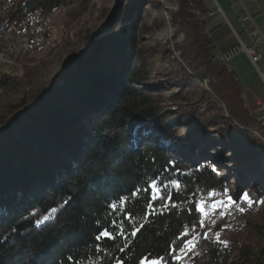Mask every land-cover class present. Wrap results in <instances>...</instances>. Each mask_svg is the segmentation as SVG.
I'll return each instance as SVG.
<instances>
[{
    "label": "trees",
    "instance_id": "obj_1",
    "mask_svg": "<svg viewBox=\"0 0 264 264\" xmlns=\"http://www.w3.org/2000/svg\"><path fill=\"white\" fill-rule=\"evenodd\" d=\"M90 1L21 0L11 23L23 27L32 17L46 22L64 7L65 25L75 35L72 28ZM136 1L120 0L114 13L118 0L113 8L104 4L103 26L89 48L69 56L53 78H38L40 63L23 64L21 73L15 68L0 72V264H140L145 257L177 264L170 248L179 249L200 231L202 253L191 264H264V209L256 202L244 215V227L223 239L219 226L202 229L205 212L195 210L213 190L228 195L216 196L215 204L227 203L229 196L236 203L255 188L230 182L219 166L225 158L209 157L202 141L223 142L224 148L230 138L222 132L234 121L264 138V113L248 105L237 73L218 60L219 39L208 26L204 0H179L174 12L177 29L185 33L183 54L198 78L187 75L186 85L178 84V74L166 66L167 78L175 80L170 89L176 106L168 110L160 87L150 80L151 55L144 56L147 51L130 23ZM202 78L209 79L210 90L226 107L213 104L218 111L208 118L200 109L208 100L205 92L212 91H204ZM216 123L224 127L211 135L198 127L209 130ZM259 144L251 138L242 145L238 139L230 151L242 157L245 149L256 156ZM153 181L163 197L155 202V213L146 214L151 190L144 189ZM259 195L264 192L258 189ZM121 197L126 203L113 211L109 205ZM105 228L115 238L96 241ZM134 229H139L136 236Z\"/></svg>",
    "mask_w": 264,
    "mask_h": 264
},
{
    "label": "rangeland",
    "instance_id": "obj_2",
    "mask_svg": "<svg viewBox=\"0 0 264 264\" xmlns=\"http://www.w3.org/2000/svg\"><path fill=\"white\" fill-rule=\"evenodd\" d=\"M105 1L106 0L90 1L87 12L81 19L78 20L79 22L76 24L75 28H72V32H76L75 35L71 33L70 29H68L65 25L64 17L66 9L64 7L57 8L47 16L46 22L42 20L48 27L47 33H49V35L45 37L44 46L40 49L31 51L29 55L25 56V59L21 63L18 61L19 57L14 63L1 62L0 72H9L15 68L18 73H21L23 72V64H26L25 66H33L38 63L43 65L41 66L42 70L40 76L38 77L42 81H47L55 75L63 72L66 59L74 54L83 55L84 51L89 48V45L93 42L92 38L94 36L96 37L100 32L104 23V19L100 17L104 4L109 5V8H113L116 4L115 0L107 3H105ZM212 1L213 3L215 2V4L217 1L221 4L225 3V0ZM20 2L21 0H19V3ZM178 4L179 0H138L135 2L134 8H132L129 13L131 16L130 23L132 21L134 22L136 30L140 36V44L147 51L144 56L148 59V54H150L152 58L151 66H153V68H151V83L160 87L159 91H161L164 96V105L168 108V110L175 108L176 106L171 97L173 90L170 89V85H172L170 81H173L174 83L175 80L172 76L167 78L168 75L164 72L166 66L178 74L176 77L178 84H184L187 75L194 77L198 76L196 75V70L192 69L189 65V61L182 51L186 43L185 33L177 29V23L174 21V12L177 10ZM198 12L200 14H198ZM195 14L201 15V12L196 9ZM206 16H208V14ZM123 25L124 24H120V26H117L116 30L121 33L124 27ZM228 29L229 26L223 24L220 32H225V30ZM70 33L71 37L68 36ZM89 41L91 42L89 43ZM221 53L218 55V60L223 55ZM23 54L24 53L21 55ZM30 56L34 57L35 60H30ZM227 63H229L231 68V64L235 66V72L241 79L245 89H249L251 86L257 84H262V86H264V69H259L245 52H241L236 57L234 56L233 58H229ZM200 81L205 86L203 88L204 91L205 89L210 90L209 79L202 78ZM212 89L210 90L212 91L210 94L205 92L208 100L202 103L200 109V112L207 118L211 117V115L213 116L218 111L213 108L211 109L213 104H215L217 108L222 107L226 110L224 102L217 95L214 88ZM247 103L249 106L252 105L249 100H247ZM258 104L261 105L262 103L259 102ZM225 114L228 115V112L225 111ZM178 117L179 116L176 115L173 116L172 119L175 120ZM194 121H197V118H194ZM198 127L202 129L201 133L205 131L206 135H209L211 130L224 127V125L216 123L209 130L204 129L202 125H198ZM225 129L226 131L224 132L223 130L222 132L224 133V139L230 138V140L224 148L223 142H218V145L214 142L212 147V145H208L205 141H202V144L207 145L208 147L206 150L208 156L212 157L214 160H219V157L225 158L219 166L224 173V176H228V178H230V182L235 184L236 182H243L246 184L245 186L254 185L255 188H248V190H245L244 193L242 192L244 196L241 201H237L236 203H232L230 205L226 203L224 207L217 205L215 209H222L225 216L222 213H218L215 217L216 219L214 218L213 221L208 224L210 226L205 228V231L216 226H219L220 228L218 232L220 230L226 231L228 227L231 228L230 225L234 220H232V218L231 220L227 218L229 214L227 211L228 209L230 211L235 204H241V206L245 209V212H241V215H239L238 219H236L238 221L243 220V225L236 227L235 230L242 229L244 227V215L246 212H252L251 207L253 202H256L258 209H264V203H261V201H264V196H257L258 189L264 192V182L261 180V178L264 177V138L260 135L259 131H253L245 128L235 121L225 126ZM251 138L252 142L255 141L260 143L258 155L254 156V154H251L250 150L246 151L243 149L242 153L246 154L241 157L236 156L239 151H230V147H233V143L237 142L238 139L240 144L243 145L245 142H249ZM213 139V141H216V138ZM236 161H240V163L242 162L241 165L235 164ZM242 166L244 167L241 168ZM235 191L236 186L232 184L231 192L234 193ZM211 193H214V195H211ZM245 194H247V199H245ZM219 195L224 199H227L225 197L228 196L223 190H213L207 194L205 206L206 204H210V207L214 209L213 199Z\"/></svg>",
    "mask_w": 264,
    "mask_h": 264
},
{
    "label": "built area",
    "instance_id": "obj_3",
    "mask_svg": "<svg viewBox=\"0 0 264 264\" xmlns=\"http://www.w3.org/2000/svg\"><path fill=\"white\" fill-rule=\"evenodd\" d=\"M198 14L200 13L198 12ZM239 22L241 23L243 32L249 36L250 42L245 43L240 33L235 31L237 36L236 44L221 54L227 56L228 62L229 58L236 57L241 52H245L253 63L261 69V61L264 59V35L259 28L260 26L255 21L253 14L248 10L239 16ZM45 26V23L38 17L28 19L27 24L23 27L16 25L15 30H8V24L4 25L3 30H0V63H14L22 53L31 52L42 45V34ZM251 27H254L253 30H251ZM8 34H19V42L17 44H9ZM260 110L264 111V106L261 105ZM241 209L245 210L241 204H235L232 207V220L238 219L242 211ZM205 210H210L212 215L213 211L218 209L207 207ZM198 247L200 246L198 241H196L195 247H192L191 250H196Z\"/></svg>",
    "mask_w": 264,
    "mask_h": 264
},
{
    "label": "crops",
    "instance_id": "obj_4",
    "mask_svg": "<svg viewBox=\"0 0 264 264\" xmlns=\"http://www.w3.org/2000/svg\"><path fill=\"white\" fill-rule=\"evenodd\" d=\"M204 7L210 12L208 16H206L208 26L210 29H214L213 35L219 39V53L237 42L235 31L240 33L245 43L250 42L249 36L243 32L241 23L239 22V16L245 13L246 10L253 14L255 21L260 26L259 28L264 35V0H225L223 4L219 1L215 4L212 0H204ZM220 24L229 26V29L225 30V32H220V29L216 27ZM253 28L254 27H251V30H253ZM231 66L233 70H235V66L232 64ZM261 69H264V59L261 61ZM244 97L246 101L249 100L251 102V107L258 108L259 102L262 103L261 105L263 106L264 86H262V84H257L251 86L249 89H245L244 86Z\"/></svg>",
    "mask_w": 264,
    "mask_h": 264
},
{
    "label": "snow or ice",
    "instance_id": "obj_5",
    "mask_svg": "<svg viewBox=\"0 0 264 264\" xmlns=\"http://www.w3.org/2000/svg\"><path fill=\"white\" fill-rule=\"evenodd\" d=\"M149 189L151 190L149 193V209L150 212L146 213V214H152L155 213V208H154V204L157 200L161 199L163 197V190L162 188L157 184L156 181H153L148 188L144 189L145 192H149ZM138 193L133 192V195H137ZM211 195H214V193H211ZM245 199H247V194H245ZM126 203V201L124 200L123 197L120 198V200L117 203H112L109 205V207L113 210L116 211L118 207L124 205ZM167 204H171V195L169 196L168 201H166ZM232 203H235L231 196L228 197V201L227 204L230 205ZM261 203H264V201H261ZM226 204L225 201H219L216 202L213 207L214 209L216 208L217 205H219L220 207H224ZM196 211L200 212V213H204L205 212V202L200 201L197 203ZM242 210V209H241ZM53 211H55V209H53ZM130 215H125L124 219H130ZM45 220L48 219L47 216L44 217ZM139 229H134L131 232L132 236H136L137 231ZM120 235H124V233H120ZM187 233L184 234V236H186ZM205 238H207V233L204 234ZM115 237L113 236L112 232H110L107 228H105L104 230L100 231L98 235L95 236V240L96 241H100L101 239H114ZM181 239H183V237H181ZM195 247V238L193 240H187L184 239V246L180 247L179 249H177L175 246L171 247L169 250V256L172 258L173 261L178 262L183 258V256L181 255V253H184L186 255V249L187 251H191V248ZM120 264H123V262L121 261ZM140 264H165V257H157L156 259H149L147 257L143 258L140 262Z\"/></svg>",
    "mask_w": 264,
    "mask_h": 264
},
{
    "label": "bare ground",
    "instance_id": "obj_6",
    "mask_svg": "<svg viewBox=\"0 0 264 264\" xmlns=\"http://www.w3.org/2000/svg\"><path fill=\"white\" fill-rule=\"evenodd\" d=\"M18 5H19V0H0V30H3L4 25H6V24H8V30H15L16 25H13L11 23V16L14 15L15 11L17 10ZM47 29H48V27L45 26L43 34H42V45H40L39 47L44 46L45 35L47 34ZM17 42H19V34H8V43L9 44H17ZM34 50H36V49H34ZM220 59L223 61L227 60V56L225 54H223L220 57ZM207 207H210V204H206L205 208H207ZM244 211L245 210H242L241 212H244ZM227 212H229V214H228V217L227 216L226 217L231 220L232 217H230V216H232V209H230V211L228 209ZM218 213L224 214L222 209L221 210L218 209L216 211H213L212 215L210 213V210H205V216L203 219L202 229H204L208 224H210V222L213 221V219L217 216ZM224 216H225V214H224ZM223 220H224V218H223ZM218 222H221V221H218ZM242 225H243V220H239V221L234 220L232 222V224L230 225L231 228L228 227V229L226 231H221V230L219 231V239H223V238L227 237L229 234H231L235 230L236 227H240ZM201 233H202V231H200L195 237V244H196V241H198L200 247L196 248V250H191V251H187V249H186V255L183 253L182 264H189L190 262H192V260L195 257H199L201 255V253H202V245L200 244ZM193 239L194 238L189 239V240H193ZM183 246H184V244H183Z\"/></svg>",
    "mask_w": 264,
    "mask_h": 264
},
{
    "label": "water",
    "instance_id": "obj_7",
    "mask_svg": "<svg viewBox=\"0 0 264 264\" xmlns=\"http://www.w3.org/2000/svg\"><path fill=\"white\" fill-rule=\"evenodd\" d=\"M119 5H120V0H118V3L116 4V6L114 7V10H113V13L117 10V8L119 7ZM74 55H79V54H74ZM259 105V109H260V104H258ZM264 106V105H263ZM262 111V110H261Z\"/></svg>",
    "mask_w": 264,
    "mask_h": 264
}]
</instances>
